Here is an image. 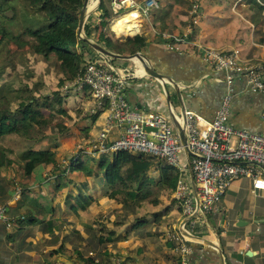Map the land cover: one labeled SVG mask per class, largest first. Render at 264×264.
<instances>
[{"label": "crops", "instance_id": "crops-1", "mask_svg": "<svg viewBox=\"0 0 264 264\" xmlns=\"http://www.w3.org/2000/svg\"><path fill=\"white\" fill-rule=\"evenodd\" d=\"M109 1L106 2L108 11L111 7ZM168 1L159 0L162 7L168 5L166 4ZM195 1H198L202 8L196 23L192 20L189 22L190 8L178 9L179 13L174 17L172 26L157 22L160 26L159 29H155L156 36L151 34V29L157 25L156 22L151 24L148 17L142 15L139 20L137 19L138 28L133 32L146 38L147 44L139 52L144 54L154 69L171 78L173 82L166 79L164 85L161 81L144 74L135 59L105 58L111 66L120 71L130 72L126 86V97L130 107L140 111H158L172 121L174 117L172 112L178 116L184 109L212 119L223 95L230 93V124L238 129L264 133V94L251 91L242 75L213 70L202 57L205 50L210 47L223 51L237 49L241 61L264 63V14L259 11L250 14L240 9L239 0ZM155 15L156 13L153 17ZM165 25L170 27L165 29L163 28ZM113 31H116V34H123L114 28ZM172 35L181 36L177 38ZM229 73L232 78L230 83L227 82ZM79 95L81 97L78 102L73 105L67 103L68 110L80 109L83 114L81 123H85L80 124L78 131H74L76 126L72 125L76 123L73 119L65 123L66 133L68 132L66 137L75 140L82 137V130L94 135L102 121V114L96 119L89 114L92 108L90 97L80 93ZM83 102L88 104L87 108L82 106ZM46 144L48 146L44 147ZM49 144L41 141L37 149L52 150ZM56 159L58 162L57 157ZM45 168L51 169L53 173L56 167L53 164L39 166L31 178L45 175ZM94 173L90 176L81 175L71 189L80 193V199L85 197L88 200V197H93L101 207L100 210L108 207L120 208V204L108 197L109 186L114 182L113 170L106 168L102 172ZM74 174L77 175V172ZM262 177L264 179V168ZM160 198L161 202L158 205L140 208L139 214H146L149 221L147 225H132L129 223L133 220L132 217H129V222L124 225L106 223L105 225L110 227L122 228L121 239L113 247L108 245L102 253L107 251L115 253L118 250L124 256V253L130 251L125 255L129 264H180L178 252L167 241V233L179 227L181 218L179 204L173 194L169 197L161 195ZM166 208L163 221L156 224L150 214ZM194 231L201 234L198 236L216 242L221 248L222 255L214 247L205 244L200 246L198 241L190 240L191 253L188 257L190 264H223V261L224 264H264V189L254 190L251 180L247 177L233 181L218 203L217 210L208 214L205 223L197 225ZM2 235L4 236V233L0 227V238ZM29 236L33 234L26 237ZM7 237L16 244L15 236L6 234ZM14 248H17V245H14ZM13 250L11 248L9 253Z\"/></svg>", "mask_w": 264, "mask_h": 264}, {"label": "rangeland", "instance_id": "rangeland-1", "mask_svg": "<svg viewBox=\"0 0 264 264\" xmlns=\"http://www.w3.org/2000/svg\"><path fill=\"white\" fill-rule=\"evenodd\" d=\"M7 1H11V5L14 6V12L6 9L2 15L0 14V26L2 28V34L0 33V65H5L0 71V86L8 88L3 97L0 95V107L10 104V108L15 109L16 99L22 101L27 96L33 95L40 103L41 110L48 114L42 102L47 99L50 103H54L55 92H61L62 95L66 94L65 101L68 100L66 105L67 103L68 105H73L78 102L81 97L79 93L82 92L73 88L72 82L74 79L68 80L67 76L59 70V61L55 57L44 60L41 55L35 54L31 48L34 37L28 30L36 29L43 22L42 16L23 0ZM102 1L105 10L98 8L100 0L89 1V3L94 2V7L91 10L87 7L90 13L85 19L84 34H86L85 28H87L89 32V36H87L102 46L104 41L108 39L112 42L120 43L124 42L127 37L135 35H124V33L117 35L116 31H113V20L125 15V13H130V11L122 9L115 13L111 7L109 8L110 11H108L106 8L108 0ZM155 1L158 7L151 10L147 16L150 23L156 22L157 24L151 29L153 36H156L155 29H159V23L162 22L172 26L175 20L174 17L178 15L179 10L190 8L191 15L192 4H194L195 0H192V2L191 0H169L167 3L165 2L168 5H163V7L159 0ZM246 1L239 0L238 6H240V9H244L250 14H255L256 11L264 14L263 5ZM201 9L199 7L198 10L201 11ZM154 11H156L155 17H153L155 13L151 16ZM131 13L136 14V12ZM133 17L138 24L137 19L141 16L135 15ZM190 20L196 23L193 15H191V18L189 17V22ZM158 21L160 22L157 23ZM167 25L163 28L170 27ZM177 34H180V32H177ZM172 36L180 38L181 35ZM4 41L7 44H4ZM7 50L10 53H7ZM112 52L115 53V51ZM97 53L103 56L101 53ZM136 61L138 62V60ZM87 105L84 102L82 104L86 108ZM71 111L73 114L71 120H68V117H64L61 120L60 117H57L54 120V126L52 125L53 127L51 126L44 130V138L46 139L43 138L27 143L23 137L18 135L10 134L0 137V145L10 150L9 157L12 160L11 165H2L0 167V186H4L3 191L0 192V227L4 233V236L2 235L0 238V264H80L76 259L81 252L88 257H92V264H129L125 255L130 251L124 253V256L118 250L115 253H108L110 251H107V253L103 254L101 252L100 256H96L95 253L89 252V249L84 247V238L85 235L87 236L88 230L97 229L106 223H109V225L111 223L115 224V219L112 220V218H115L117 208L108 207L100 210L101 207L95 202L96 200L93 197H88V200L85 197L80 199V193H76L75 190L71 189L73 183L84 174L82 169L75 168L70 170L71 165L80 167L84 164L86 169L93 172L105 170L98 169V163L102 157L91 158L82 156L80 152L77 153V144L89 140L91 138L90 132H84L81 129L82 137L79 140H75V138L69 139L66 137L68 132L64 131L62 133L58 130L57 124L63 120L64 123L74 120L73 122L76 123L72 125L73 127L76 126L74 131H78L80 124L85 123H81L83 118L81 112ZM41 141L50 143L49 146L58 158L57 166L59 169H54L52 173L51 169L47 170L45 168V175L43 174L42 177H25L20 167L19 150L22 146H27L32 142V146L37 149ZM47 146L48 144L44 147ZM105 157L109 158L111 156ZM109 160L112 162V157ZM74 172H77V175ZM19 213L24 220L22 225L16 222ZM109 225L105 226L110 227ZM118 228L120 229V227ZM121 230L122 228L120 232ZM169 233H167V241L177 251L175 242L170 240ZM6 234L15 236L16 244H14V241L8 240ZM29 234H33V236L26 237ZM14 245H17V248H14ZM3 246L5 249H3ZM107 247L108 245L105 248ZM11 248L14 250L9 253Z\"/></svg>", "mask_w": 264, "mask_h": 264}, {"label": "built area", "instance_id": "built-area-1", "mask_svg": "<svg viewBox=\"0 0 264 264\" xmlns=\"http://www.w3.org/2000/svg\"><path fill=\"white\" fill-rule=\"evenodd\" d=\"M193 3L191 15L196 20L200 4ZM109 4L115 13L128 9L144 17L158 7L155 0H110ZM202 57L213 70L242 75L251 91L264 94V63L241 61L237 49L223 51L210 47ZM105 58L100 54L87 55L72 82L73 88L82 92L80 94L89 95L90 112L102 114L99 129L89 140L77 144V153L100 158L112 157L124 150L132 155L156 157L173 167L178 172L173 196L179 204L181 218L179 227L168 235L175 242L180 264H190L191 239L180 228L194 234L196 226L205 223L207 215L217 210L235 180L247 177L254 190L264 189V133L238 129L230 124V93L223 95L212 119L187 109L178 116L172 112L184 130L191 153L189 164L194 192L186 154L173 121L158 111L130 107L126 97L130 72L111 66ZM231 81L229 73L227 82Z\"/></svg>", "mask_w": 264, "mask_h": 264}, {"label": "trees", "instance_id": "trees-1", "mask_svg": "<svg viewBox=\"0 0 264 264\" xmlns=\"http://www.w3.org/2000/svg\"><path fill=\"white\" fill-rule=\"evenodd\" d=\"M23 1L39 13L43 19V22L36 29L28 30L34 37V41L31 44L33 52L41 55L44 60L55 57L59 61V70L67 76L68 80L74 79L79 73L81 63L84 62L83 60H85L87 55H98L78 35L79 13L84 0ZM250 1L264 5V0ZM98 8L105 10L102 0H100ZM6 9L14 12V6L11 5V1L0 0V14L2 15ZM85 32L89 36L87 28H85ZM0 33L2 34L1 26ZM4 44H7V42L4 41ZM146 44V38L142 34H135L127 37L124 42L120 43L112 42L108 39L104 41L103 46L108 50L115 51V53L134 54L141 51ZM7 53H10V51L7 50ZM4 67V64L0 65V71ZM6 89H8L6 86H0L1 97L6 93ZM55 94L54 103H50L47 99L42 102L48 114H45L41 110L40 103L33 95L27 96L22 101L16 99L15 109H11L10 104L1 106L0 137L12 134L23 137L27 143L30 141L34 142L45 137L44 130L50 128L57 117H60V120L64 117H68V120H71V109L68 110L65 101L66 94L62 95L61 92H55ZM72 110L76 113H80L81 111L75 108H72ZM99 113L100 111L94 114L89 111V114L93 115L95 119ZM63 121L57 124L58 130L62 133L67 130L66 122L64 123ZM32 143L27 146L24 145V147L22 146L19 150L20 154L18 158L21 160L20 167L24 176L30 177L39 166L46 164H53L56 167L55 169L58 170L55 152L50 149H35ZM9 152L8 148L0 145V167L12 164ZM75 168L82 169L83 173L88 176L95 174L92 170L86 169L84 164L80 167L70 166V170ZM106 168L113 170L114 173V182L109 186L108 197L120 204V208L116 210L117 214H115L114 218L115 224L118 225L128 223L129 217L133 218L129 222L132 225H147L149 221L146 214H139L140 208L146 205H158L161 202V195L169 197L173 194L178 179V172L160 159L153 156L132 155L124 150L114 154L111 163L108 157H102L98 163V169ZM3 189L4 186L1 185L0 192ZM166 211L167 208L155 211L150 215L153 217V221L158 224L163 221L162 217ZM20 216L21 214L19 213L16 222L21 225L24 223V220ZM194 234L201 235L196 231H194ZM120 239L119 228L103 225L97 229L87 231V236L84 238V247L89 249V252L95 253L96 256H100L102 250L107 245H114ZM59 249L63 251L61 248ZM76 260L80 264L93 263L92 257H88L82 252L78 254Z\"/></svg>", "mask_w": 264, "mask_h": 264}, {"label": "water", "instance_id": "water-1", "mask_svg": "<svg viewBox=\"0 0 264 264\" xmlns=\"http://www.w3.org/2000/svg\"><path fill=\"white\" fill-rule=\"evenodd\" d=\"M90 0H84L83 1V5L82 8L80 10L79 13V20H78V35L80 38H82L87 44H89L95 51L101 53L104 56L110 57V58H123V59H136L139 62V69H141L143 71L144 74L155 78L156 80L161 81L162 83H164L165 85V80L167 79L168 81H172L171 78H169L168 76L162 74L161 72L157 71L156 69H154L147 61L146 57L144 56V54L140 53V52H136L134 54H119V53H114L108 49H106L104 46L100 45L99 43L91 40L86 34H84V23H85V19L86 16L88 15V13H90L87 9L88 4H89ZM173 82V81H172ZM169 100V99H168ZM173 116V115H172ZM173 123L178 131L180 140H181V144L183 146L184 152L186 154V158H187V163H188V170H189V176L191 179V183H192V187L193 190L195 192V183L193 181V174H192V170L190 167V162H189V156H190V151L187 147L186 144V138H185V133L184 130L182 128V126L180 125V123L176 120V118L173 117ZM149 129V128H148ZM186 219L182 221V223H185ZM181 232L189 237L191 240L194 241H198V244L201 246V244H205L211 247L216 248L220 254L222 255V251L221 248L219 247V245L212 241V240H208L206 238L200 237L198 235L192 234L187 232L186 230H184L183 228H180ZM224 264V261H223Z\"/></svg>", "mask_w": 264, "mask_h": 264}, {"label": "bare ground", "instance_id": "bare-ground-1", "mask_svg": "<svg viewBox=\"0 0 264 264\" xmlns=\"http://www.w3.org/2000/svg\"><path fill=\"white\" fill-rule=\"evenodd\" d=\"M93 5L94 2L89 3V10L93 9ZM133 16H135V13H125V15L115 18V20H113V28L117 30L118 33L133 34L138 26Z\"/></svg>", "mask_w": 264, "mask_h": 264}]
</instances>
